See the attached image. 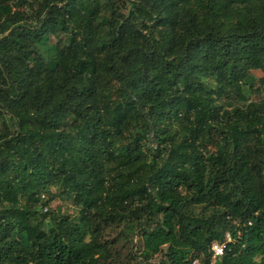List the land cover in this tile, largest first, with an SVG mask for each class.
<instances>
[{
  "label": "trees",
  "instance_id": "16d2710c",
  "mask_svg": "<svg viewBox=\"0 0 264 264\" xmlns=\"http://www.w3.org/2000/svg\"><path fill=\"white\" fill-rule=\"evenodd\" d=\"M195 260L264 264V0H0V264Z\"/></svg>",
  "mask_w": 264,
  "mask_h": 264
},
{
  "label": "rangeland",
  "instance_id": "374dc122",
  "mask_svg": "<svg viewBox=\"0 0 264 264\" xmlns=\"http://www.w3.org/2000/svg\"><path fill=\"white\" fill-rule=\"evenodd\" d=\"M51 40H52V38H51ZM250 74L253 75L256 79H259L262 76L261 72H259V71H251ZM203 84L205 85L207 91H210V92L216 91L217 86H216V83L214 80L205 79L203 81ZM256 87H257V84L254 83L253 91ZM246 97L250 100H258V99H261L262 95L259 93L252 92V94L247 95ZM219 104H225V99L223 97L220 98ZM52 192L56 193V190L52 189ZM47 209H50L53 211L57 210V211H59V213H63V214L70 215V216L76 214L75 213L76 208L69 201L62 199L61 197L52 198L51 201L49 202L48 206H47ZM213 243H216V242H213ZM213 243H211V244H213ZM119 249L121 250L122 248L119 247ZM127 251L129 252V248L123 249V255L125 253H127ZM121 253H122V251H121ZM159 259H160V257H155V258H153L152 262L156 263L157 261H159ZM211 259H212V257H211ZM126 264H128V263H126Z\"/></svg>",
  "mask_w": 264,
  "mask_h": 264
},
{
  "label": "built area",
  "instance_id": "2783aa9c",
  "mask_svg": "<svg viewBox=\"0 0 264 264\" xmlns=\"http://www.w3.org/2000/svg\"><path fill=\"white\" fill-rule=\"evenodd\" d=\"M230 241L229 236L226 237V241L223 243H213L210 246V253H211V257H212V261L214 262V260L216 258H219L220 256L223 255L224 249H225V245L226 243H228ZM193 264H199L196 260L193 262Z\"/></svg>",
  "mask_w": 264,
  "mask_h": 264
}]
</instances>
